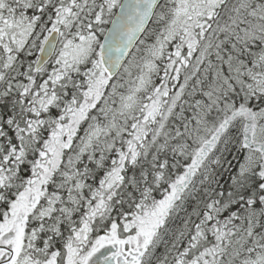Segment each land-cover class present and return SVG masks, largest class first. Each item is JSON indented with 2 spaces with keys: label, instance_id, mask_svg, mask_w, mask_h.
Here are the masks:
<instances>
[{
  "label": "snow or ice",
  "instance_id": "snow-or-ice-1",
  "mask_svg": "<svg viewBox=\"0 0 264 264\" xmlns=\"http://www.w3.org/2000/svg\"><path fill=\"white\" fill-rule=\"evenodd\" d=\"M0 264H264V0H0Z\"/></svg>",
  "mask_w": 264,
  "mask_h": 264
}]
</instances>
